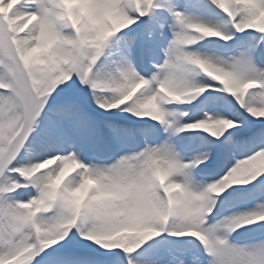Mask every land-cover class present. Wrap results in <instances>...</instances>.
<instances>
[{
    "label": "snow or ice",
    "instance_id": "obj_1",
    "mask_svg": "<svg viewBox=\"0 0 264 264\" xmlns=\"http://www.w3.org/2000/svg\"><path fill=\"white\" fill-rule=\"evenodd\" d=\"M0 264H264V0H0Z\"/></svg>",
    "mask_w": 264,
    "mask_h": 264
}]
</instances>
